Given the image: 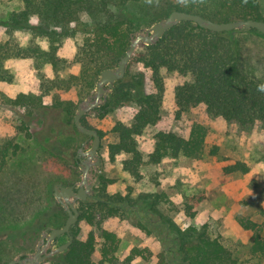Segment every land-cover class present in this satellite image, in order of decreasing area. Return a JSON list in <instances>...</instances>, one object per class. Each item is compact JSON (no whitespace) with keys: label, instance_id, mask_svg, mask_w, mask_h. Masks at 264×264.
<instances>
[{"label":"rangeland","instance_id":"obj_1","mask_svg":"<svg viewBox=\"0 0 264 264\" xmlns=\"http://www.w3.org/2000/svg\"><path fill=\"white\" fill-rule=\"evenodd\" d=\"M174 1L131 0L129 10L137 18L136 26L140 28L133 36L145 33L167 18L169 5ZM260 1L264 13V0ZM23 5V0H0V42L12 38L24 45L31 39V28L36 25V20H32L31 28L23 30L11 31L6 25L10 15L22 9ZM88 23L89 17L84 14L81 22L72 26L77 29V34L64 36L59 43L58 56L64 61L60 66L63 77L80 72L81 66L75 62V56L85 37L82 29ZM232 38L241 51L247 71L264 80L262 34L255 30H234ZM37 40L44 49L49 48L47 39ZM144 45H140L136 52L143 51ZM6 67L12 80L0 84L1 91L7 96L0 97V141L15 140L22 151L11 160L0 181V264L37 251L42 233L39 235L36 232V219L50 222L52 226L65 224L68 214L54 196V187L59 183L76 184L82 181L83 171L79 164L74 163L73 153L84 142L87 141V150L93 143L87 135L74 130V120L62 112L44 109L29 115V110L23 106L7 101L21 94H37L43 78L55 77V70L50 64L39 69L32 59H12ZM133 71L145 72V91L156 92V84L148 70L136 66ZM163 74L165 93L161 121L137 136L144 159L141 178L137 179L125 170L123 162L130 158L129 155L112 160L110 154V145L118 142L115 126L119 123L131 126L134 123L139 109L137 103L116 108L105 116L95 109L86 114L88 127L97 129L102 137V163L94 169V184L89 199L94 197V202H98L126 197L130 201L123 205L120 216L105 218L101 222L104 229L121 239L116 257L121 261L133 249H139L141 254L133 264H159L162 257L167 264H184L185 251L193 253L195 247L183 242L177 228L185 231L195 227L201 231L206 228L212 238H218L241 264H264V257L251 253L253 233L244 229L238 221L243 217L257 222L264 235V129L260 124L242 127L222 117L211 119L204 106L177 117L179 109L175 89L191 81V77L178 73ZM95 94L96 86L89 92L74 89L63 99L77 102L79 108L84 101L93 100ZM104 103L101 102L100 106ZM196 123L205 126L208 131L206 148L200 157L168 156L158 164L149 162L158 132L170 131L188 137ZM238 162L245 163L249 171H225L226 167ZM80 202L77 203L78 208ZM192 213L195 215L192 216ZM165 219H170L174 226L166 223ZM91 230L100 236L95 227L81 221L77 238L85 240ZM67 241V236L61 237L50 249H56ZM98 242L94 261L113 264L103 262L101 246L104 240L99 238ZM56 256L41 264H62Z\"/></svg>","mask_w":264,"mask_h":264},{"label":"trees","instance_id":"obj_2","mask_svg":"<svg viewBox=\"0 0 264 264\" xmlns=\"http://www.w3.org/2000/svg\"><path fill=\"white\" fill-rule=\"evenodd\" d=\"M130 1L23 0V8L13 12L6 25L11 31L31 28L33 19L36 20V25L31 28L33 35L27 44L21 45L12 38L0 42V84L12 80L11 72L6 67V63L12 59H32L39 69L50 64L55 70V77L43 78L37 94H21L7 101L23 106L29 110V115L44 109H53L66 114L73 121L78 103L65 100L64 96L74 89L81 92L93 90L102 71L118 66L119 60L131 45L134 32L140 29L136 26L137 18L129 10ZM169 6L166 17L179 10L197 13L217 22L250 18L264 21L260 0H185L184 3L175 0ZM84 14L89 17V23L82 29L85 37L75 56V62L80 64L81 69L79 74L63 77L60 75V66L64 61L58 56L59 43L64 36L77 34V29L72 26L81 22ZM233 33L234 31L213 32L194 22L184 21L167 31L157 43L144 45L143 51L135 53L126 76L115 83L113 92L105 103L95 108L100 111L101 116H105L114 109L131 103H137L139 107L131 126L123 123L115 126L118 142L110 145L112 160L129 155L130 158L123 162L125 170L137 179L141 178L144 159L138 147L137 136L161 121L165 93L163 72L191 77V81H186L175 89V100L179 109L177 117L180 118L188 110L204 106L211 119L222 117L242 127L260 124L264 129V91L259 90L264 86V80L247 71L241 51L232 38ZM38 38L49 41L47 50L41 46ZM136 66L151 73L156 92L145 91L146 74L143 71H133ZM0 97H7L1 89ZM86 117H83V123L88 126ZM72 124L74 130H78L75 121ZM25 130H28V126ZM207 134L206 127L199 123L192 126L188 137L175 132L160 131L156 135V147L149 162L158 164L168 156L198 158L205 151ZM21 151V145L15 140L0 141V181L11 160ZM77 152L73 153L75 164H78ZM225 171L247 173L249 167L238 162L226 167ZM94 200L93 197L80 202V219L71 229L74 242L68 250L56 257L62 264H98L93 255L99 238H102L103 262L133 264L141 251L133 249L127 257L119 261L116 254L121 244L120 237L101 226L103 219L120 216L121 208L130 202L129 199L118 197L115 200ZM188 206L190 210L191 206ZM191 215L194 216L195 213ZM81 221L95 227L100 236L91 230L85 240L78 239L77 229ZM238 221L244 229L253 233L251 253L264 257L262 227L248 218L240 217ZM165 222L174 226L170 219H165ZM49 225L52 226L50 222L36 219L34 227L40 235ZM64 225L52 227L60 228ZM177 230L184 243L195 247L193 253L185 251L184 264H241L218 238H212L206 228L203 231L195 227L185 231L179 228ZM65 236L67 235L61 237ZM159 264L167 262L162 257Z\"/></svg>","mask_w":264,"mask_h":264},{"label":"water","instance_id":"obj_3","mask_svg":"<svg viewBox=\"0 0 264 264\" xmlns=\"http://www.w3.org/2000/svg\"><path fill=\"white\" fill-rule=\"evenodd\" d=\"M184 21L194 22L200 27L213 32H228L234 30L246 31L255 29L264 34L263 20L250 18L228 22H217L197 13L179 10L171 12L167 18L157 22L152 28L146 30L145 33L135 34L132 38L129 49L119 60L118 66L102 71L100 80L96 86L94 99H88L81 103L75 114L74 121L77 129L81 133L87 135L89 140H92L93 143L91 147L85 151L87 141L84 142L78 154L87 156L86 160L80 165L83 171L82 181L71 186H65L64 184L59 183L54 187V196L68 213L65 225L60 228H47L44 232V239L41 240L37 251L34 254L21 255L5 264H41L52 258L54 255L68 250L73 244L74 236L71 233V229L79 221L81 215L77 203L79 201H86L91 197L94 184L93 168L99 167L102 163V157L100 155L102 137L100 132L97 129L86 126L83 123V117L90 110L99 107L101 102L108 99L109 92L113 90L115 83L126 76L128 66L140 45H153L157 43L167 31ZM77 186H79V189L75 190ZM48 231L50 232L49 234ZM63 235H68L69 240L59 245L56 249H50V247L55 245L57 238Z\"/></svg>","mask_w":264,"mask_h":264},{"label":"flooded vegetation","instance_id":"obj_4","mask_svg":"<svg viewBox=\"0 0 264 264\" xmlns=\"http://www.w3.org/2000/svg\"><path fill=\"white\" fill-rule=\"evenodd\" d=\"M80 148H81V147H80ZM86 150H87V149L85 148V151H86ZM79 152H80V149L78 150V152H77V154H76V160H77L78 164L81 165V163H82L84 160H86L87 156H84V155H78ZM95 168H97V167H95ZM95 168H93V171H94ZM73 185H74V184H73ZM77 189H79V186H77V187L75 188V190H77ZM47 228H49V227H47ZM47 228L42 232V239H41V240L44 239V232L47 230ZM49 233H50V232L48 231V234H49ZM67 237H68V240H69V236H68V235H67ZM60 238H61V237L57 238L56 243L59 241ZM41 240H40V242H41ZM56 243H55V244H56ZM26 255H27V254H26Z\"/></svg>","mask_w":264,"mask_h":264},{"label":"clouds","instance_id":"obj_5","mask_svg":"<svg viewBox=\"0 0 264 264\" xmlns=\"http://www.w3.org/2000/svg\"><path fill=\"white\" fill-rule=\"evenodd\" d=\"M149 2H151V0H149ZM180 2H181V3H184L185 0H180ZM259 90H260V91H264V86H261Z\"/></svg>","mask_w":264,"mask_h":264}]
</instances>
